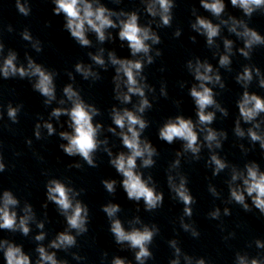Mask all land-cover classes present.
I'll return each instance as SVG.
<instances>
[{
  "label": "clouds",
  "instance_id": "clouds-1",
  "mask_svg": "<svg viewBox=\"0 0 264 264\" xmlns=\"http://www.w3.org/2000/svg\"><path fill=\"white\" fill-rule=\"evenodd\" d=\"M51 2L54 5L53 14L63 15V28L81 47L93 46L89 33L94 34L97 43L101 45L106 41L114 40L113 33L109 29H118L117 36L121 47H124L126 42L132 58H121L115 50L107 51V58H105L106 49L99 47L95 53H88L92 64L77 62L74 65V71L85 80L95 81L100 79V74L94 70L93 65L104 70H107L109 65L114 68L115 74L112 78L114 99L119 101L120 105L132 104V107L113 105L110 118L115 127L109 126L107 132L118 136L127 151L113 154L108 147V139L106 137L99 139L104 126L94 122V118L100 115V109L86 102L72 83L63 87L62 98L58 99L55 84L57 72L37 63L27 53L25 54L26 64L18 63V54L15 50L8 49L5 55V44L2 40H0V77L5 80L17 77L28 79L33 90L44 97L45 107L51 106L53 102L59 105L52 108L47 120L43 116L38 117L34 127V136L37 140L57 134V129L51 120L54 118L59 121L62 116H66L67 128L70 131H59L58 136L66 142L59 144V148L67 156H79L89 167L95 168L98 166L95 153L103 146V151L110 157V165L122 177L120 186L126 193L127 199L137 204L143 201L145 210L149 212L160 208L164 201L163 192L157 191L151 175L144 178L143 172L139 171L141 168L153 167L156 163L154 157L159 154L149 139L142 138V133L149 126V121L144 118V114L152 108V102L147 94L155 92V88L147 83L144 69L146 65L154 63L155 57L162 55L159 48H154L161 43V37L153 30L152 24L156 23L157 27L172 26L175 0H141L144 11L153 18L145 25L140 24L138 11H115L105 6L102 0H51ZM113 2L118 4L121 0H113ZM199 2L200 6L218 22L214 23L211 19L198 15L196 9H193L192 14L195 20L191 22L190 27L195 33L205 37L208 48L216 49L213 55L219 57V68L231 71L232 56L236 52L250 60L253 50L258 46H264V35L250 27L247 20L231 14L224 18L225 0H199ZM230 3L248 18L257 11L264 12V0H230ZM15 7L18 13L25 17L31 13L29 0H15ZM222 28H226L228 33L242 40L243 46L236 49V52H234V41L227 37L222 38L223 52L219 51L220 45L216 41L221 37ZM7 30L12 32V26L8 25ZM20 35L37 53L42 51V42L34 38L27 28ZM173 35L180 37L181 29L177 28ZM191 40L196 42V37L192 36ZM186 68L195 81L189 88V95L194 102L197 119L194 121L182 114L169 117L159 128L158 138L167 144H173L176 140L182 141V150L176 152V159L169 167L167 183L174 194V199L184 205L183 215L180 217L181 228L190 233L193 238H198L200 232L194 224L185 222V217L190 219L193 216L192 205L196 203V200L187 187V177L178 171L181 157L191 154L192 159L199 160L202 149L207 148L210 153L207 165L212 168L213 176L219 175L225 169H230V179L226 181L229 189L226 203L235 202L246 212H251L254 207L261 216H264V170H261L256 161H249L243 168H239L230 165L219 155L216 150L222 148L223 141L227 139V132L217 130L211 125L216 120L217 112L223 117H227L229 113L216 100L218 93L214 91V88L224 89L225 83L219 68H214L207 59L201 60L199 57L189 59L186 62ZM67 75L70 80L75 81L72 72H68ZM254 78L257 79L258 86L264 88V73L254 65H244L242 71L235 77L236 82L244 90L236 101L239 116L235 121L233 132L238 138L247 137L252 144L258 143L260 149L264 150V127H262L264 118H261L264 114V97L248 90ZM184 83L181 82L180 86L184 87ZM160 94L165 97L168 94L166 85L163 83ZM133 97L138 98L136 103H133ZM66 104L69 106H64ZM22 108L23 105L20 104L15 106L11 102L7 104L6 114L13 124L19 123L18 118ZM3 115L4 106L0 105V119H3ZM242 121L251 126L245 129L241 126ZM201 133L203 141L200 139ZM26 143L31 146L32 140L28 139ZM239 147L245 153L249 151L243 144ZM70 167L80 168L81 165L76 163ZM5 170L6 164L0 153V173ZM101 183L108 193L116 192V179H103ZM45 188L46 202L43 207L46 209L49 202L56 206L57 211L66 221V228L63 231L58 232L45 245L43 243L47 237L44 231L45 220L37 219L30 203L25 201L21 207L20 200L10 189L0 191V230L20 232L27 237L32 231L30 225L34 223L40 230L34 236L37 242L35 248L37 259L34 264H67L66 260L57 258V250L67 252L76 247L77 237L88 232L89 208L78 199L83 189L78 191L58 178L49 179ZM208 191L213 197H221V193L212 184H209ZM17 209L22 214H18ZM101 210L110 222L109 231L115 243L133 250L136 264H146V261L153 258L149 246L160 231L157 225L145 224L139 216H136L128 221L129 227L125 228L124 222L118 216L121 211L119 204L109 202L102 205ZM223 215H231L228 207L223 209ZM208 216L210 219L219 220L221 209L214 208ZM234 236L235 233H229L225 239ZM168 244L173 249V258L170 259L169 264H181V261L183 264H207L203 257L196 258L184 253L176 239L169 240ZM254 244L257 249H264V240L256 239ZM0 253L3 254L6 264H33L31 256L25 253L23 246L8 239H0ZM71 255L76 260L84 259L77 253H71ZM103 256L107 257V253ZM111 264H132V262L126 258L114 256ZM234 264H264V257H250L246 252L238 251L235 253Z\"/></svg>",
  "mask_w": 264,
  "mask_h": 264
}]
</instances>
